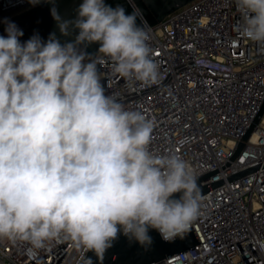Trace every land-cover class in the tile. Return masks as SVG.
Returning <instances> with one entry per match:
<instances>
[{
  "label": "clouds",
  "instance_id": "obj_1",
  "mask_svg": "<svg viewBox=\"0 0 264 264\" xmlns=\"http://www.w3.org/2000/svg\"><path fill=\"white\" fill-rule=\"evenodd\" d=\"M129 2L131 14L83 0L75 21H62L53 7L62 34L70 24L79 29L63 45L54 33L46 43L34 35L21 44L13 22L0 36V241L30 253L70 242L102 262L121 232L150 245L151 228L174 242L200 215L192 167L178 154H153L154 120L126 110L101 83L104 57L126 82L150 87L160 78L142 12ZM235 5L238 35L264 49V0ZM94 42L103 57L79 47ZM254 247L264 253V239Z\"/></svg>",
  "mask_w": 264,
  "mask_h": 264
},
{
  "label": "built area",
  "instance_id": "obj_2",
  "mask_svg": "<svg viewBox=\"0 0 264 264\" xmlns=\"http://www.w3.org/2000/svg\"><path fill=\"white\" fill-rule=\"evenodd\" d=\"M45 1L0 0V19ZM239 23L235 0H192L146 27L158 83L126 82L107 57L97 66L106 95L154 120L153 154H178L196 177L217 170L206 183L223 180L201 196L192 225L197 244L154 264H264L254 247L264 239V114L231 160L264 101V49L238 35ZM28 247L0 241V264H81L87 253L70 242L52 241L34 253Z\"/></svg>",
  "mask_w": 264,
  "mask_h": 264
},
{
  "label": "water",
  "instance_id": "obj_3",
  "mask_svg": "<svg viewBox=\"0 0 264 264\" xmlns=\"http://www.w3.org/2000/svg\"><path fill=\"white\" fill-rule=\"evenodd\" d=\"M192 0H133L136 7L139 8L143 15V21L146 22V27L153 26L159 23L166 15L185 5ZM83 0H47L29 9L14 14L4 20L0 19V36L7 37L6 27L8 22H13L24 33L18 37L21 44L25 43L34 35H39L43 42H47L50 34H55V37L60 43L66 44L74 42L79 33V29L73 24L69 25V34L64 35L58 27V21L51 14V9L55 7L62 21H75L78 17L79 5ZM105 4L115 8L117 5L122 6L126 14L133 12L132 4L129 0H105ZM4 10L0 8V14ZM137 23L143 26V22L138 17ZM80 49L90 57L95 58L100 47L99 42L91 44L85 43L79 46ZM264 114V101L252 123L238 142L234 150L231 160H235L241 155L243 147L251 136L254 129L257 127L260 119ZM259 165L246 168L238 173L228 177L233 181L241 176L247 175L258 169ZM217 170L206 172L196 177L197 185L201 196L209 191L211 187H216L223 183V180H218L206 183L210 177L215 176ZM175 198H179L180 193L174 194ZM149 235L152 238L150 245H141L139 242L130 240L122 232L113 242L112 247L108 248L104 254V259L101 262L96 254L89 251L85 254L81 264H154L161 261L174 253L185 251L188 248L195 246L198 242V237L193 227L186 233L183 239L177 238L174 242H166L162 239L160 233L156 229H149Z\"/></svg>",
  "mask_w": 264,
  "mask_h": 264
}]
</instances>
